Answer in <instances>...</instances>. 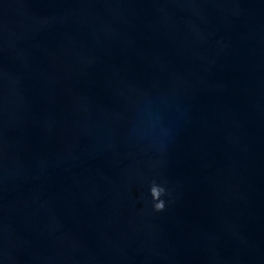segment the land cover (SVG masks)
<instances>
[{"label":"water","instance_id":"obj_1","mask_svg":"<svg viewBox=\"0 0 264 264\" xmlns=\"http://www.w3.org/2000/svg\"><path fill=\"white\" fill-rule=\"evenodd\" d=\"M0 264H264V0H0Z\"/></svg>","mask_w":264,"mask_h":264},{"label":"clouds","instance_id":"obj_2","mask_svg":"<svg viewBox=\"0 0 264 264\" xmlns=\"http://www.w3.org/2000/svg\"><path fill=\"white\" fill-rule=\"evenodd\" d=\"M150 195L152 198V207L156 212H161L165 209V199L169 195L166 188L156 181H152L150 184Z\"/></svg>","mask_w":264,"mask_h":264}]
</instances>
